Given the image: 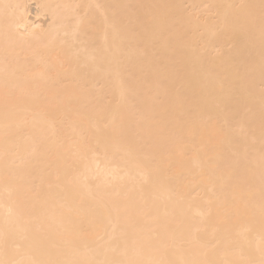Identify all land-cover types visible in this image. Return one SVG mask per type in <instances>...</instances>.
Wrapping results in <instances>:
<instances>
[{"label": "bare ground", "instance_id": "1", "mask_svg": "<svg viewBox=\"0 0 264 264\" xmlns=\"http://www.w3.org/2000/svg\"><path fill=\"white\" fill-rule=\"evenodd\" d=\"M0 264H264V0H0Z\"/></svg>", "mask_w": 264, "mask_h": 264}]
</instances>
